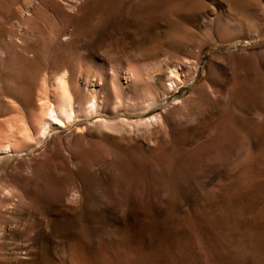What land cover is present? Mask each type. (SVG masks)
I'll use <instances>...</instances> for the list:
<instances>
[{
	"label": "rangeland",
	"instance_id": "374dc122",
	"mask_svg": "<svg viewBox=\"0 0 264 264\" xmlns=\"http://www.w3.org/2000/svg\"><path fill=\"white\" fill-rule=\"evenodd\" d=\"M4 145L0 264H264V0H0Z\"/></svg>",
	"mask_w": 264,
	"mask_h": 264
},
{
	"label": "bare ground",
	"instance_id": "6f19581e",
	"mask_svg": "<svg viewBox=\"0 0 264 264\" xmlns=\"http://www.w3.org/2000/svg\"><path fill=\"white\" fill-rule=\"evenodd\" d=\"M66 78V77H65ZM65 78L64 77H60V78H58V79H56L55 80V97H54V104H53V106L51 105V104H49V105H51L52 107H50V106H48V107H46V110L45 111H42L43 113H45L43 116L44 117H42V118H45V117H48V119L47 120H42V122L40 123V124H38L37 125V127L34 125V127H36L35 128V132L33 131V133H35V135H37V136H39L38 138H40V140H41V137H44L50 130H51V128L53 129V127L54 126H64L66 123H70V121H72V120H74V119H77V118H79V116H83V117H88L89 115H93L94 113H98L99 111H98V109L100 108L101 109V106H98L96 103H95V101H93V102H90L88 105H87V107L86 108H82V107H80V108H77V109H74L73 107H72V101H71V96L69 95V93H67L66 91H65V88L66 87H64L66 84V82H64L65 81ZM54 81V80H53ZM65 84V85H64ZM52 88H54V87H52ZM152 99V98H151ZM153 100H155V99H153ZM153 102V101H152ZM156 101H154V103H155ZM160 102V101H159ZM145 103V102H144ZM151 104V103H150ZM133 105V104H132ZM148 105V104H147ZM146 105V106H147ZM152 105V104H151ZM154 105V104H153ZM103 106V105H102ZM130 106V105H129ZM120 106H118L117 108H119ZM133 107H134V105H133ZM105 107H103L102 109V112H104V110H106V109H104ZM116 108V107H115ZM127 108H128V106H127ZM45 109V108H44ZM156 109V108H155ZM186 109V108H185ZM42 110V109H41ZM134 110V109H133ZM140 112L142 113V112H145V111H147L148 109L144 106V104H142L141 106H140ZM187 110V109H186ZM116 112V111H115ZM130 112V111H129ZM42 113V114H43ZM138 113H139V111H138ZM152 113V112H151ZM41 114V115H42ZM143 114V113H142ZM140 115V114H139ZM138 117V116H137ZM41 119V118H40ZM140 119V118H139ZM153 120H154V122H156L158 119H159V117L158 118H155V117H153L152 118ZM148 120L149 119H147V120H145L146 122H148ZM38 122H39V120H38ZM37 122V123H38ZM105 122H107V121H105ZM140 122V121H139ZM141 122H142V120H141ZM140 122V123H141ZM144 122V121H143ZM152 122V120L150 119L149 120V122L148 123H145L146 125H150V123ZM158 122H159V120H158ZM157 122V123H158ZM103 123V122H102ZM101 123V125H105L106 123H103L102 124ZM111 123V122H110ZM124 123V122H123ZM156 123V124H157ZM32 124H34V122L32 123ZM57 124V125H56ZM100 124V123H99ZM113 124V123H112ZM139 124V123H138ZM140 125V124H139ZM152 125H154V124H152ZM158 125V124H157ZM143 126V128H145L144 127V125H142ZM141 125H140V127H142ZM33 127V128H34ZM104 127V126H103ZM105 127H107V126H105ZM135 127H137V124H136V126ZM147 127V126H146ZM150 127V126H149ZM149 127H148V129H149ZM55 128V127H54ZM145 130H147L146 128H145ZM31 133V132H30ZM32 135V134H31ZM31 135H29V136H31ZM46 137V136H45ZM32 138V136L30 137V139ZM43 139V138H42ZM37 140V139H36ZM40 140H37V142L38 141H40ZM35 141V140H34ZM36 142V141H35ZM11 146V145H10ZM9 145H4V146H0V154H2V153H10L11 152V147H10Z\"/></svg>",
	"mask_w": 264,
	"mask_h": 264
}]
</instances>
